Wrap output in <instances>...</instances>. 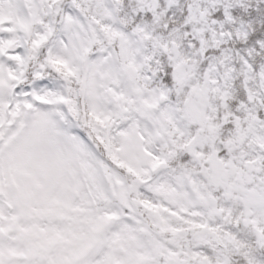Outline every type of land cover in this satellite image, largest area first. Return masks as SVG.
Segmentation results:
<instances>
[{
  "label": "snow or ice",
  "instance_id": "1",
  "mask_svg": "<svg viewBox=\"0 0 264 264\" xmlns=\"http://www.w3.org/2000/svg\"><path fill=\"white\" fill-rule=\"evenodd\" d=\"M0 264H264V0H0Z\"/></svg>",
  "mask_w": 264,
  "mask_h": 264
}]
</instances>
